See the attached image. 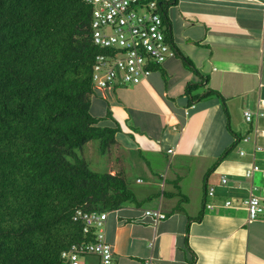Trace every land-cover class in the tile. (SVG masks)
Instances as JSON below:
<instances>
[{
  "label": "crops",
  "instance_id": "0c3cea01",
  "mask_svg": "<svg viewBox=\"0 0 264 264\" xmlns=\"http://www.w3.org/2000/svg\"><path fill=\"white\" fill-rule=\"evenodd\" d=\"M262 1L175 0L166 10L173 43L208 79L191 94L208 87L219 91L232 129L248 136L240 140L246 153L222 160L205 185V172L233 138L216 96L186 106V84L201 77L179 57L153 65L148 78L137 84L98 89L91 96L90 112L102 117L109 105L120 127L116 143L105 152L112 155L103 172L122 173L137 201L108 211L105 236L114 264H142L145 259L150 264H264V211L248 222L242 207L250 182L264 206V175L244 176L251 163L264 168V134L259 132L264 107L252 124L243 115L245 109L255 112L258 98H264ZM255 145L262 150L253 153ZM221 174L227 177L225 184L219 182ZM132 178L138 187H131ZM211 184L215 194L205 198ZM205 200L214 206L204 207ZM154 207L165 218L154 221L145 215ZM201 210L202 217L195 219ZM84 261L93 264L97 258Z\"/></svg>",
  "mask_w": 264,
  "mask_h": 264
},
{
  "label": "trees",
  "instance_id": "16d2710c",
  "mask_svg": "<svg viewBox=\"0 0 264 264\" xmlns=\"http://www.w3.org/2000/svg\"><path fill=\"white\" fill-rule=\"evenodd\" d=\"M156 1L174 56L201 77L186 84V106L216 96L233 137L205 172V185L242 136L219 91L191 94L208 79L172 41L166 10L175 0ZM91 10L83 0H0V264H65L61 250L83 238L76 208L137 202L122 173L94 171L78 153L95 140L104 154L120 130L109 105L102 117L90 112L92 62L104 51L92 42Z\"/></svg>",
  "mask_w": 264,
  "mask_h": 264
},
{
  "label": "built area",
  "instance_id": "2783aa9c",
  "mask_svg": "<svg viewBox=\"0 0 264 264\" xmlns=\"http://www.w3.org/2000/svg\"><path fill=\"white\" fill-rule=\"evenodd\" d=\"M83 1L92 9V42L104 49L103 52L95 54L92 62L91 82L95 90L137 84L148 78L153 65L174 56V50L165 36V25L156 10V0ZM262 5L264 7V0ZM257 104L255 112L244 111V119L247 122L262 115L264 98H258ZM259 132L264 134V129H259ZM241 139L247 141L248 136L245 135ZM261 150L260 146L255 145L252 152ZM238 152L239 155L246 153L244 149H239ZM255 172L264 175V168L256 162L245 168L244 176L252 179ZM219 182H227L225 174L219 176ZM256 190L257 187L250 182L248 194L242 201L248 222L257 219L264 211ZM214 194V185H207L205 198ZM204 204L207 208L214 206L206 200ZM223 204L228 207L231 202L226 199ZM144 213L154 221L165 218L159 207L146 209ZM107 214L108 211H89L83 208L74 210L72 218L81 223L83 238L61 250L60 258L65 264H88L84 258L91 255L97 258L93 264H114L113 250L105 236ZM142 264H150V259L143 260Z\"/></svg>",
  "mask_w": 264,
  "mask_h": 264
},
{
  "label": "rangeland",
  "instance_id": "374dc122",
  "mask_svg": "<svg viewBox=\"0 0 264 264\" xmlns=\"http://www.w3.org/2000/svg\"><path fill=\"white\" fill-rule=\"evenodd\" d=\"M133 84H127L124 86H131ZM245 121L242 120V123H244ZM102 125V124H101ZM231 135V134H230ZM232 136V135H231ZM233 138V137H232ZM233 140V139H232ZM231 142V141H230ZM230 142L227 144V146L230 144ZM97 141L95 140H91L89 141L87 144H85L81 150H78L79 155H83V157H85L87 159V161L90 163L89 166L92 170L94 171H100L103 172L106 170L107 167V163L110 161L109 158L111 159V152L109 153H105L104 155H102L99 150H98V146L96 145ZM226 146V147H227ZM244 146V143L239 141L234 147L233 149L230 151V153L228 154V156L226 157L227 160H232L237 156V152L238 149L242 148ZM96 160H98V162H96ZM256 173V172H255ZM260 173V172H257ZM134 177V176H133ZM140 184L134 182V178H132V182H131V187H138ZM134 191V189H133ZM264 203V202H263ZM130 204V202L128 203ZM127 204V205H128ZM126 207V204H124L123 208Z\"/></svg>",
  "mask_w": 264,
  "mask_h": 264
},
{
  "label": "bare ground",
  "instance_id": "6f19581e",
  "mask_svg": "<svg viewBox=\"0 0 264 264\" xmlns=\"http://www.w3.org/2000/svg\"><path fill=\"white\" fill-rule=\"evenodd\" d=\"M245 110H247V109H245ZM245 110H244V111H245ZM244 111H243V115H244ZM204 206H205V204H204Z\"/></svg>",
  "mask_w": 264,
  "mask_h": 264
}]
</instances>
